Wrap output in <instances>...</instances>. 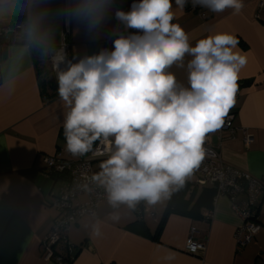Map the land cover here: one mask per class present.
I'll list each match as a JSON object with an SVG mask.
<instances>
[{"label": "crops", "instance_id": "1", "mask_svg": "<svg viewBox=\"0 0 264 264\" xmlns=\"http://www.w3.org/2000/svg\"><path fill=\"white\" fill-rule=\"evenodd\" d=\"M260 1L244 0L241 12L233 14L231 9L212 13L199 5L191 8L193 0L181 10L173 0V22L185 29L193 44L220 31L238 39L237 47L247 55L248 62L240 72V95L232 109L235 131L213 132L210 141L226 162L264 178V6H259ZM132 2L114 0V8L127 11ZM73 3L70 0V6ZM198 9L205 10L207 17H200ZM63 14L64 0H0V16L27 25L39 16L50 38L46 50L36 48L34 53L27 33L11 34L10 41L0 37V264H59L45 260L43 240L58 215L52 193L64 179L47 175L45 159L58 150L70 161L82 158L66 150L64 103L58 94L51 99L44 95V90H56L58 83L48 80L45 87L42 85L43 68L57 78L51 53L64 40ZM69 21L66 42L70 45V62L102 47L109 48L105 40L114 36L118 26L114 11L95 31L71 16ZM170 71L187 84L185 68L173 66ZM180 188L186 191V208L170 212L157 237L171 196L181 194L177 185L155 204L142 200L136 208H129L123 204L113 207L108 201L100 203L95 214L70 224L67 236L73 258L63 264H264V198L259 214L262 228L250 244L240 248L235 233L244 220L234 210L232 198L218 195L211 184H196L192 174ZM243 199L245 196L240 195L235 202ZM85 200V195L77 198L78 202ZM206 213H210L209 220ZM193 229L195 239L206 244L198 254L186 250Z\"/></svg>", "mask_w": 264, "mask_h": 264}, {"label": "clouds", "instance_id": "2", "mask_svg": "<svg viewBox=\"0 0 264 264\" xmlns=\"http://www.w3.org/2000/svg\"><path fill=\"white\" fill-rule=\"evenodd\" d=\"M187 3L175 0L181 10ZM193 4L239 14L244 0ZM110 11L118 22L112 47L69 61L57 73V93L67 109L66 150L83 155L103 139L109 155L92 179L110 205L133 208L142 200L157 203L199 167L206 137L222 127L235 103L248 59L230 32L210 33L193 44L173 22V0H133L127 11L114 8V0H74L67 14L95 31ZM26 33L30 46L49 47L41 17L30 21ZM173 66L186 69V85L170 71Z\"/></svg>", "mask_w": 264, "mask_h": 264}, {"label": "built area", "instance_id": "3", "mask_svg": "<svg viewBox=\"0 0 264 264\" xmlns=\"http://www.w3.org/2000/svg\"><path fill=\"white\" fill-rule=\"evenodd\" d=\"M259 6H264V0L259 2ZM70 7V0H64V36L60 47L51 53V66L54 73L67 67L69 62L70 45L66 42V35L70 31V16L67 9ZM191 8H197L193 5ZM200 17H207L205 10L198 9ZM28 25L24 21L15 20L11 22L6 17L0 16V37L5 41H10L11 34L26 33ZM134 31V30H130ZM114 36L107 38L105 42L112 47ZM61 57L63 60H61ZM240 95V85L235 94V100ZM230 109L225 117L224 124L216 130L217 133L229 131L234 133L235 126L233 120L235 112ZM213 133V132H212ZM210 135L205 139V157L199 167L191 173L196 177V184H211L217 190V194H227L233 200L234 210L243 218V225L235 233L238 247L243 248L253 241L255 235L261 230L260 203L264 198V178L236 167L226 162L218 148L210 141ZM251 139L250 137L246 140ZM107 145L103 139L92 145V150L83 154L82 158L76 161L66 159L61 150L46 157L45 163L49 175L53 173H63L64 183L53 192V205L58 210V215L54 220L52 228L43 240L44 258L59 264L66 263L73 258L71 254L72 243L67 236V230L72 222L84 215H93L100 203L108 201L105 189L95 182L92 177L101 171L100 165H95V161H104L108 158ZM86 196L84 202H78L77 198ZM244 195L245 199L235 202L236 198ZM139 203V202H138ZM139 205V204H138ZM137 204L135 205L136 208ZM153 215V211H150ZM210 213L205 214V219L209 220ZM195 229L187 239L186 250L190 254H198L206 249V244L194 237Z\"/></svg>", "mask_w": 264, "mask_h": 264}, {"label": "trees", "instance_id": "4", "mask_svg": "<svg viewBox=\"0 0 264 264\" xmlns=\"http://www.w3.org/2000/svg\"><path fill=\"white\" fill-rule=\"evenodd\" d=\"M32 48H33V52L35 53L36 48L35 47H32ZM42 85H43V87H45L46 86V82L43 81ZM57 94H58L57 93V89L56 90H53L52 92H49L48 90H44V95H45V98L46 99L54 98ZM47 175L49 177L57 178V180L58 179H64L65 178V175L63 173H60V174L53 173V174L49 175L48 172H47ZM179 188H180V186H178V191H181L182 188H180V189ZM185 190H186V188H185ZM215 190H216V188H215ZM185 192L186 191H181V194L178 197H175V195L171 196V198L169 200V203H168V205L166 207V210H165L163 219L161 220L160 224L158 225L156 237L158 236L159 232L161 231V229L163 227L164 220L166 219V216L170 212H172V211H179L180 210V207L186 208V205H187L188 200L184 198ZM216 193H217V190H216Z\"/></svg>", "mask_w": 264, "mask_h": 264}, {"label": "rangeland", "instance_id": "5", "mask_svg": "<svg viewBox=\"0 0 264 264\" xmlns=\"http://www.w3.org/2000/svg\"><path fill=\"white\" fill-rule=\"evenodd\" d=\"M51 68V67H50ZM51 70V69H49ZM43 72H44V81L47 83L48 80H53L55 82H57V78L54 76L53 73H51L50 75H48V70L46 68H43ZM52 72V71H51Z\"/></svg>", "mask_w": 264, "mask_h": 264}]
</instances>
